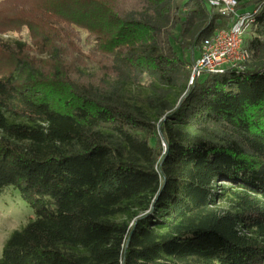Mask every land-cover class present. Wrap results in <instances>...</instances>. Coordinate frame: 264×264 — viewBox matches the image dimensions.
I'll return each mask as SVG.
<instances>
[{
  "label": "trees",
  "instance_id": "16d2710c",
  "mask_svg": "<svg viewBox=\"0 0 264 264\" xmlns=\"http://www.w3.org/2000/svg\"><path fill=\"white\" fill-rule=\"evenodd\" d=\"M237 1L244 68L188 84L233 21L206 0H0L29 38L0 36V192L34 214L0 264H264V0Z\"/></svg>",
  "mask_w": 264,
  "mask_h": 264
},
{
  "label": "built area",
  "instance_id": "2783aa9c",
  "mask_svg": "<svg viewBox=\"0 0 264 264\" xmlns=\"http://www.w3.org/2000/svg\"><path fill=\"white\" fill-rule=\"evenodd\" d=\"M223 16H231L227 28H219L204 39L199 56L191 67L188 84L200 73H223L226 69L242 70L247 60V52L242 48L245 30L253 22L248 10H239L237 0H206Z\"/></svg>",
  "mask_w": 264,
  "mask_h": 264
},
{
  "label": "rangeland",
  "instance_id": "374dc122",
  "mask_svg": "<svg viewBox=\"0 0 264 264\" xmlns=\"http://www.w3.org/2000/svg\"><path fill=\"white\" fill-rule=\"evenodd\" d=\"M249 28V27H248ZM248 28L246 30H248ZM245 30V31H246ZM82 37H84V33ZM3 38H19L25 41H28V31L26 28H22L19 33L10 32L8 34H1ZM174 49L177 54L184 56L179 50L176 43L173 44ZM83 50L86 49V46L83 45ZM195 57L197 58L199 52H195ZM247 60L249 59V53L247 52ZM186 57L189 59V55L186 54ZM246 60V61H247ZM193 64V63H192ZM90 67H94L93 63L89 62ZM33 209L20 197L17 189L12 186L4 188L0 192V249L3 240L8 236V234L15 228L24 224L29 218L33 217Z\"/></svg>",
  "mask_w": 264,
  "mask_h": 264
}]
</instances>
